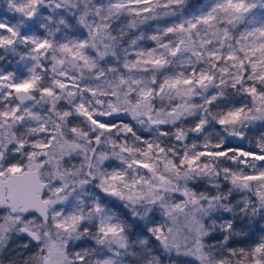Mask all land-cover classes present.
Wrapping results in <instances>:
<instances>
[{"label":"snow or ice","instance_id":"snow-or-ice-1","mask_svg":"<svg viewBox=\"0 0 264 264\" xmlns=\"http://www.w3.org/2000/svg\"><path fill=\"white\" fill-rule=\"evenodd\" d=\"M5 4L0 264H264V0Z\"/></svg>","mask_w":264,"mask_h":264},{"label":"rangeland","instance_id":"rangeland-1","mask_svg":"<svg viewBox=\"0 0 264 264\" xmlns=\"http://www.w3.org/2000/svg\"><path fill=\"white\" fill-rule=\"evenodd\" d=\"M208 2H209V0H202V1L200 2V4L195 5V7H199L200 5H202V4H206V3H208ZM12 15H13L12 13H8V12L6 11L5 0H0V19H5V18H6V19H9V20H10ZM154 27H155V24H153V29H154ZM143 30L148 31L149 34H150V32H151V30L147 29L146 26H145V28H144ZM135 34H139V33L136 32ZM139 44H140L142 47H145V48H147V47H154V46H155V45H154V42H152V41H147V40H145V41H140ZM18 60H19V57H12V56H9L7 61H0V70H4V69H6L7 71H15V70H17V67H18V66H17L16 61H18ZM124 119H125V120H128L129 118L124 117ZM258 128H259V125H257L256 128H254V129L249 133V137H250V138L255 139L256 137H258V135H259V131L257 130ZM144 135L147 136L148 133H144ZM237 143H239V142H237ZM244 146H245V147H249V145H248L246 142H244ZM157 218H158V219L160 218L159 215H158ZM257 238H258V237H257Z\"/></svg>","mask_w":264,"mask_h":264},{"label":"trees","instance_id":"trees-1","mask_svg":"<svg viewBox=\"0 0 264 264\" xmlns=\"http://www.w3.org/2000/svg\"><path fill=\"white\" fill-rule=\"evenodd\" d=\"M201 1H202V0H188V3L191 4V5H193V6H195V5H197V4H200ZM183 225H184L183 218H180V219L178 220V222H177L176 227H178V228H182Z\"/></svg>","mask_w":264,"mask_h":264}]
</instances>
